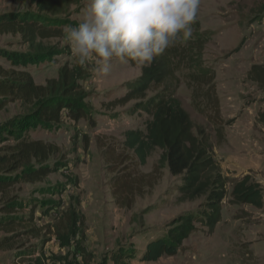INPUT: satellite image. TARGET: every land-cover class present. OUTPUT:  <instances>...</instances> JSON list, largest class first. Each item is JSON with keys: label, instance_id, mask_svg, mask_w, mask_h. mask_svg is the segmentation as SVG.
Instances as JSON below:
<instances>
[{"label": "rangeland", "instance_id": "rangeland-1", "mask_svg": "<svg viewBox=\"0 0 264 264\" xmlns=\"http://www.w3.org/2000/svg\"><path fill=\"white\" fill-rule=\"evenodd\" d=\"M86 2L70 8L69 25L80 20ZM25 8L0 0V15ZM192 27L191 38L173 47L178 59L168 83L177 85L176 97L190 115L193 134L208 141L221 174L228 180L249 176L261 185L264 202V89L246 76L253 65L264 63V0H200ZM65 28L62 39L50 41L58 53L37 66L13 67L9 55L17 58L27 48L19 36H0L1 68L28 71L37 85L57 80L65 69L81 85L87 108L83 120L63 118L52 130L29 133L60 151L47 162L52 175L16 188L40 236H22L11 252L0 251V264H264V205L232 204L230 185L212 233L196 225L176 256L141 260L146 243L163 236L170 220L195 212L203 199L179 202L178 181L159 163V150L139 166L122 146L125 132L144 131L148 118L131 113L132 103L108 104L126 92L141 69L114 62L107 77L94 80L91 65L81 66L71 55ZM22 112L20 103L9 104L0 111V123ZM127 172L131 180L118 202L114 183ZM20 252L31 254L24 263Z\"/></svg>", "mask_w": 264, "mask_h": 264}, {"label": "trees", "instance_id": "trees-1", "mask_svg": "<svg viewBox=\"0 0 264 264\" xmlns=\"http://www.w3.org/2000/svg\"><path fill=\"white\" fill-rule=\"evenodd\" d=\"M12 1L26 5V8L0 15V36H19L27 52L17 58L12 55L8 58L13 67H25L48 62L58 53L50 41L63 38L64 28L69 25L70 8L84 0ZM177 54L176 48L166 50L151 66L141 69L140 76L127 84L121 97L108 104L110 108H116L132 103L131 113L144 114L148 118L144 131H127L122 141L123 148L133 153L138 165L144 166L150 154L159 150V163L165 165L170 176L178 181L179 202L203 199L195 212L183 213L170 220L163 236L146 243L141 260L147 263L176 256L196 225L212 233L221 221L228 185L231 186L232 204L256 209L264 205L261 185L247 175L233 180L225 178L210 153L208 141L193 134L190 115L176 97L177 85L168 83L174 79ZM61 73L57 80L37 85L28 71L0 67V111L12 103H20L23 110L0 123L2 252H11L22 236H40L41 228L36 226L31 210L24 214L27 205L19 200L16 188L41 183L52 175L54 169L47 162L60 151L55 144L31 139L29 133L36 129L52 130L63 118L78 122L87 117L81 85L71 72L62 69ZM205 75L204 72L203 77ZM246 76L259 89H264V63L253 65ZM150 92L154 94L148 97ZM263 117L261 114L262 124ZM7 141L11 143L2 146ZM156 167L153 168L155 174L158 173ZM130 180L129 172L116 177L114 194L118 202ZM30 255L20 252L17 257L24 263V257Z\"/></svg>", "mask_w": 264, "mask_h": 264}, {"label": "clouds", "instance_id": "clouds-1", "mask_svg": "<svg viewBox=\"0 0 264 264\" xmlns=\"http://www.w3.org/2000/svg\"><path fill=\"white\" fill-rule=\"evenodd\" d=\"M200 0H87L80 20L66 26L76 63L91 65L94 80L114 62L143 69L192 36Z\"/></svg>", "mask_w": 264, "mask_h": 264}]
</instances>
